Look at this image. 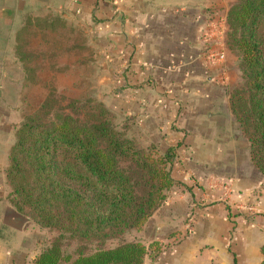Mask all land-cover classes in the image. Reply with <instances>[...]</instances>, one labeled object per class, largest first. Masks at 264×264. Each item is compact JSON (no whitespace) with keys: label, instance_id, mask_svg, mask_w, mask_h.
I'll return each instance as SVG.
<instances>
[{"label":"crops","instance_id":"crops-1","mask_svg":"<svg viewBox=\"0 0 264 264\" xmlns=\"http://www.w3.org/2000/svg\"><path fill=\"white\" fill-rule=\"evenodd\" d=\"M235 1L0 0V264H35L44 246L43 231L8 204L5 175L24 117L15 91L36 86L19 55L35 22L58 64L72 57L98 73L102 102L139 122L143 142L177 153L175 184L140 238L165 250L145 264H262L264 176L230 107L241 77L226 45ZM211 52L225 61L211 62Z\"/></svg>","mask_w":264,"mask_h":264},{"label":"trees","instance_id":"trees-1","mask_svg":"<svg viewBox=\"0 0 264 264\" xmlns=\"http://www.w3.org/2000/svg\"><path fill=\"white\" fill-rule=\"evenodd\" d=\"M226 22V45L241 73L229 91L230 107L251 163L264 176V0L235 1ZM25 40L19 55L30 64ZM56 103L51 90L24 117L5 171L8 204L48 234L35 264H145L162 248L127 238L167 202L176 151L142 146L101 104L84 121L74 116L79 101H69L73 114ZM262 253L264 264V246Z\"/></svg>","mask_w":264,"mask_h":264},{"label":"rangeland","instance_id":"rangeland-1","mask_svg":"<svg viewBox=\"0 0 264 264\" xmlns=\"http://www.w3.org/2000/svg\"><path fill=\"white\" fill-rule=\"evenodd\" d=\"M45 18L48 19L50 17ZM43 28V23L35 22V29H31V34L28 36V39L25 40L22 45L24 53L26 52V50H31V52H33V55L30 57L32 62L28 64V68H33V72L29 74L27 73V76L31 78H36V86H34L33 89L23 87L22 89H17L15 91L17 95V100H19L21 103L17 106L18 109L21 110L22 116L25 117L27 114L38 110L45 102L51 90L56 92L57 103L55 104V106L58 105V109L65 110L64 113L66 114H73V112L66 109L69 105V101H79L80 105L77 113L74 116L84 121L89 120L92 115V107L94 108L98 104H101L105 108L109 109L101 100V96H105L106 90L98 87L99 85L97 82L99 80H97V76L99 74L91 72L88 68L75 66L74 59L72 57H68L66 60L60 62L59 65L57 63L58 57L56 56V48L42 49L43 44H52L48 40L47 35L44 32L41 33ZM30 38L32 40H30ZM31 48H33V51ZM43 50H45V52H55V54L53 56L46 57L42 54ZM46 61L50 62L51 66H46ZM64 65H66L65 70H62L61 68L63 67L61 66ZM240 82L241 77L238 84ZM115 119L116 124L119 127H123L125 125L129 126L130 129L127 132L128 136L135 139L142 146L147 147L151 143L143 142L141 138V126L139 122L130 121L127 123L126 121L122 120L117 116L115 117ZM21 122L18 123L16 127H18ZM141 230L133 232L131 235L128 236L127 240H140L143 242V240L140 239ZM41 234H43L42 238L44 239V245L46 246L48 234L45 231H43V233ZM115 245L116 244L113 243L110 246L114 247ZM164 248L165 247L163 246L161 250H163Z\"/></svg>","mask_w":264,"mask_h":264},{"label":"built area","instance_id":"built-area-1","mask_svg":"<svg viewBox=\"0 0 264 264\" xmlns=\"http://www.w3.org/2000/svg\"><path fill=\"white\" fill-rule=\"evenodd\" d=\"M25 1V0H22ZM209 60L211 62H215V61H225V55L222 53H216V52H211L209 53ZM250 211H253V209H250Z\"/></svg>","mask_w":264,"mask_h":264}]
</instances>
